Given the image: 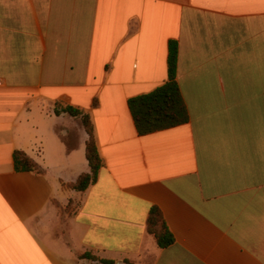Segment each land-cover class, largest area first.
Returning a JSON list of instances; mask_svg holds the SVG:
<instances>
[{
  "label": "crops",
  "instance_id": "1",
  "mask_svg": "<svg viewBox=\"0 0 264 264\" xmlns=\"http://www.w3.org/2000/svg\"><path fill=\"white\" fill-rule=\"evenodd\" d=\"M171 41L190 122L140 136L129 100L168 81ZM67 108L103 160L85 192L89 135ZM86 253L264 264V0H0V264H103Z\"/></svg>",
  "mask_w": 264,
  "mask_h": 264
},
{
  "label": "trees",
  "instance_id": "2",
  "mask_svg": "<svg viewBox=\"0 0 264 264\" xmlns=\"http://www.w3.org/2000/svg\"><path fill=\"white\" fill-rule=\"evenodd\" d=\"M179 44L171 41L169 44V78L168 81L155 91L137 96L129 100V108L133 116L138 134L150 135L159 131L172 129L190 122V113L178 82ZM73 117L81 119L82 125L89 135L86 156L90 172L83 174L71 188L85 192L97 182L99 173L103 168L95 128L89 115L80 110L67 108L64 110ZM57 114L60 111L57 110ZM15 167L18 172H37L38 166L25 153H14ZM148 232L153 236L160 248H168L175 243L161 211L154 207L148 218ZM81 260H99L96 256L86 253L79 256ZM103 264H114L112 261L99 260Z\"/></svg>",
  "mask_w": 264,
  "mask_h": 264
}]
</instances>
